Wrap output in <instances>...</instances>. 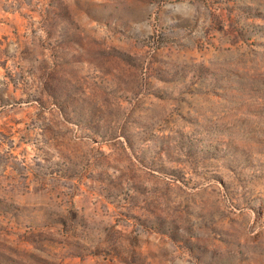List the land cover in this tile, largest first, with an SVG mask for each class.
I'll return each mask as SVG.
<instances>
[{
	"label": "rangeland",
	"instance_id": "rangeland-1",
	"mask_svg": "<svg viewBox=\"0 0 264 264\" xmlns=\"http://www.w3.org/2000/svg\"><path fill=\"white\" fill-rule=\"evenodd\" d=\"M0 264H264V0H0Z\"/></svg>",
	"mask_w": 264,
	"mask_h": 264
}]
</instances>
